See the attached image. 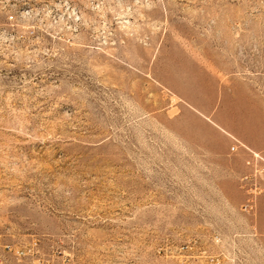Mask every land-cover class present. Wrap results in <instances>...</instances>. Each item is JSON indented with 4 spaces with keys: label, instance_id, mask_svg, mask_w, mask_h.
I'll return each mask as SVG.
<instances>
[{
    "label": "rangeland",
    "instance_id": "374dc122",
    "mask_svg": "<svg viewBox=\"0 0 264 264\" xmlns=\"http://www.w3.org/2000/svg\"><path fill=\"white\" fill-rule=\"evenodd\" d=\"M247 116L264 0H0L2 264H229Z\"/></svg>",
    "mask_w": 264,
    "mask_h": 264
},
{
    "label": "crops",
    "instance_id": "0c3cea01",
    "mask_svg": "<svg viewBox=\"0 0 264 264\" xmlns=\"http://www.w3.org/2000/svg\"><path fill=\"white\" fill-rule=\"evenodd\" d=\"M237 111L238 110H236V112ZM236 116L240 117L241 115L237 113ZM247 119H250L254 123L255 127H253L251 130L246 128L244 125V122ZM239 121L242 132L245 133L243 138L248 145L240 142L237 139L233 140L239 142L254 152H260L264 154V120H262L260 117L254 118L247 116L241 118ZM233 155H239L242 157V170L237 174L238 178L246 171L244 167V161L247 158V155L242 151H238ZM236 198L237 200L234 201V206L236 208H240V206L245 202L246 197L239 190V192L236 193ZM244 216V231L246 235L244 237H239L234 233L232 238H230V243L234 244V251L232 247V252L229 256V264H264V195L258 199L255 211ZM237 230L238 229L236 228L234 232H237ZM257 232L260 235H256ZM217 241H219V239ZM242 250H244L243 257L239 252ZM219 261H222V259Z\"/></svg>",
    "mask_w": 264,
    "mask_h": 264
},
{
    "label": "built area",
    "instance_id": "2783aa9c",
    "mask_svg": "<svg viewBox=\"0 0 264 264\" xmlns=\"http://www.w3.org/2000/svg\"><path fill=\"white\" fill-rule=\"evenodd\" d=\"M24 1L26 0H22V2ZM6 2L9 4L11 0H6ZM18 13H22V11ZM238 151H242L247 155L244 161L246 171L237 178L238 188L246 197L245 202L239 209L243 213L251 214L255 211L258 199L264 195V154L254 152L239 142L234 141L233 145L230 147V152L235 154ZM37 245L38 241L32 240L28 247L5 244L1 246V249L4 254H11L20 264H66L65 260L60 261L53 254L50 255L48 259L37 257V254H35L38 248ZM34 255L36 257L32 259ZM0 264H2L1 260Z\"/></svg>",
    "mask_w": 264,
    "mask_h": 264
}]
</instances>
